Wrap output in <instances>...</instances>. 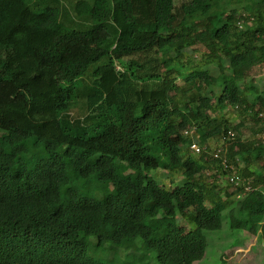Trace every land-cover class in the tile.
<instances>
[{
  "label": "trees",
  "instance_id": "trees-1",
  "mask_svg": "<svg viewBox=\"0 0 264 264\" xmlns=\"http://www.w3.org/2000/svg\"><path fill=\"white\" fill-rule=\"evenodd\" d=\"M258 65L264 0H0V264H194L225 209L264 236ZM32 136L46 155L29 164ZM94 176L117 191L96 198Z\"/></svg>",
  "mask_w": 264,
  "mask_h": 264
},
{
  "label": "rangeland",
  "instance_id": "rangeland-1",
  "mask_svg": "<svg viewBox=\"0 0 264 264\" xmlns=\"http://www.w3.org/2000/svg\"><path fill=\"white\" fill-rule=\"evenodd\" d=\"M177 2L181 0H176ZM264 76V65L256 66L251 75L246 77V82L257 81L258 79H262ZM85 86L88 87L91 84V78L89 75L85 77ZM214 98L210 99V102L213 101ZM87 113L84 96H81L78 101L72 106L70 114L73 118L79 116H85ZM213 113H218L217 111H213ZM234 122L237 121L233 119ZM36 137L32 136L28 140L29 150L25 154V158L29 164L34 162V159L43 155H46V150L43 145L39 147L35 146ZM209 145L213 148L216 146L215 140H210ZM193 157L197 159V155L194 154ZM118 166V174L120 176H129L133 179H136L137 171L133 170L129 167V164L126 161L121 159H117L116 161ZM262 162H257L258 168L264 171L262 167ZM146 173L149 179H154L157 181L158 185L169 186L170 184H178L181 179L180 174L176 175L175 179L171 183V176L167 170L163 169H146ZM223 178V177H222ZM220 179L223 185L227 184V181ZM91 185L93 190H95V197L99 199H104L108 192H116L117 189L115 186L110 185L108 188H105L103 184L98 182L97 177L91 178ZM89 185L88 187H90ZM81 190H87L86 186L78 184ZM226 210V209H225ZM223 211L222 216V227L215 230H205V236L207 240V248L205 255L200 259L194 262V264H264V236L262 234L261 229H258L257 232L251 231L252 222L256 218L254 215L249 214H240V217L237 216L239 220H244L245 224L242 226H231V221L229 216L225 213L227 211ZM177 223L185 225L186 221L182 217L181 214H178ZM244 218V219H243ZM264 222V219L261 221ZM91 242V250L90 254L96 256L97 252L95 250V238L92 236L90 238ZM138 246L136 249H131L132 254L130 255V260L134 261L140 254H144L147 252L143 249L142 240H137ZM129 251L125 249H120L117 253H115L116 259L121 261L127 258ZM150 260L145 257V262L143 264H152L153 261H156L155 252H151ZM152 258L154 260H152ZM128 264V263H126Z\"/></svg>",
  "mask_w": 264,
  "mask_h": 264
},
{
  "label": "built area",
  "instance_id": "built-area-1",
  "mask_svg": "<svg viewBox=\"0 0 264 264\" xmlns=\"http://www.w3.org/2000/svg\"><path fill=\"white\" fill-rule=\"evenodd\" d=\"M261 115H263L264 116V113H262ZM191 146H192V148L195 150V151H197V152H199V151H201V149L203 148L202 146H200L198 143H195V142H193L192 144H191ZM215 155H218V153H216ZM224 163H225V166H228L229 164L226 162V159H224ZM231 180L232 181H236V182H239V177H238V175H235V174H232L231 175ZM253 188V185H247L246 186V189H252Z\"/></svg>",
  "mask_w": 264,
  "mask_h": 264
}]
</instances>
